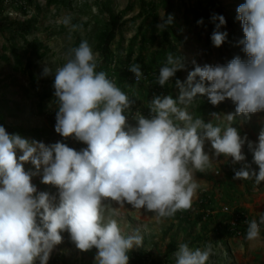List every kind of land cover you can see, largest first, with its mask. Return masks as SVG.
Returning <instances> with one entry per match:
<instances>
[{
	"label": "clouds",
	"instance_id": "obj_1",
	"mask_svg": "<svg viewBox=\"0 0 264 264\" xmlns=\"http://www.w3.org/2000/svg\"><path fill=\"white\" fill-rule=\"evenodd\" d=\"M237 13L244 33L239 44L248 59L236 56L226 65H195L184 83L176 80L178 99L154 96L148 104L151 117L137 111L135 126L127 123L125 114L134 100L105 71H97L98 54L87 40L68 49L66 62L54 74L45 66L43 74L54 75L55 132L87 147L77 151L60 139L45 145L0 126V264H48L65 231L79 250H98L97 264H129L128 253L143 247V235L139 229L123 234L112 217L125 204L154 213L157 219L190 209L199 188L196 173L212 168L213 160L204 151L206 141L215 157L223 154L233 163L245 160L242 148L247 142L259 172L241 168L234 179L254 176L255 185L264 181V129L253 144L231 126L236 115L264 111V0H245ZM172 20L171 15L162 17L157 28L163 31ZM212 20L219 23L211 40L220 47L228 35L220 31L226 20L217 15ZM62 23L70 31L82 27L72 24L71 16ZM184 68L183 59L169 52L156 82L163 87ZM129 70L137 84L144 78L139 64H131ZM198 95L207 96L214 106L231 99L235 113H211L213 119L206 123L188 111ZM221 118L228 122L223 128L213 123ZM17 150L22 153L18 157ZM26 162L35 171H26ZM37 175L41 183L58 189V204L48 192L37 191L32 183ZM260 225L264 214L248 222L246 239H257ZM211 253V244L192 249L181 243L175 264H207Z\"/></svg>",
	"mask_w": 264,
	"mask_h": 264
},
{
	"label": "rangeland",
	"instance_id": "obj_2",
	"mask_svg": "<svg viewBox=\"0 0 264 264\" xmlns=\"http://www.w3.org/2000/svg\"><path fill=\"white\" fill-rule=\"evenodd\" d=\"M101 1L103 2V0H70L69 6L50 7L48 0H33L27 8V13L22 11L20 4H17L10 7L0 18V54L11 59V64L3 61L0 63V98L17 101L22 105V109L16 111L15 115L8 116V112L5 111L7 118L4 124L7 127L21 128L29 132L43 131L42 138L33 135L28 138L29 141L36 140L45 145L59 142V135L55 132L50 118L57 110L53 88L54 75L45 76L43 74L45 66H48L54 74L55 70L66 62L68 49L78 47L82 40L88 41L93 52L98 54L99 60L98 36L104 29L105 21L110 19L111 13L119 15L131 4L134 5V10L124 15L120 22L121 26L123 22H128L123 29L124 47L128 46L129 41L142 25L144 15H141L143 10L141 0H110V10L105 12L101 11L99 4ZM162 1L156 0L160 23L163 22L162 17L166 19L168 15V9ZM169 1L173 3V14L179 17V32L183 43L178 44V51L185 56L186 62L191 66V69L184 72V80L186 81L188 73L194 70L195 65H223L221 52L213 43L209 44L211 29L206 22V9L210 0H183V4L180 3L181 0ZM216 1L226 20V24L221 27L222 31L227 32L231 29L227 22L241 24L237 19V8L244 3V0ZM198 2H202L204 8V11H200L199 19L193 12L198 7ZM187 8L190 10L188 14H186ZM65 16H71L72 24L82 27L70 31V28L62 23ZM133 20L135 24L132 23ZM199 20H203V23L198 24ZM26 25H31V29L24 38L20 31ZM121 35L118 33L116 40L111 44L114 50H119L121 47ZM159 37L151 52L157 51L162 43L161 36ZM28 43H34L37 48L33 49L30 46L27 48ZM13 44L21 54L22 65L14 59L11 49L2 48L3 45L10 47ZM231 47L234 50L237 45L232 43ZM230 61L229 59L228 62ZM139 90L137 86L136 95ZM144 90L151 91L148 85ZM202 97H196L188 107V111L194 117L202 118L206 123L212 121L211 113L221 116L235 113L236 105L231 99H226L216 106L208 100L206 108H198ZM139 105L138 109L141 113L146 103L141 100ZM127 123L135 126L136 120L133 117ZM213 123L223 128L228 122L221 118L219 121L213 120ZM231 126L237 128L242 138L246 136L247 141L258 143L259 133L264 129V111L249 114L247 117L243 114L236 115ZM69 144V147L77 151L87 147L83 142L79 147L73 137L70 138ZM204 151L213 160L212 168L204 173H196L195 180L199 188L190 209L178 211L173 218L157 219L154 213L143 209L135 210L131 205L125 204L124 208L119 209L118 214L112 217L118 221L123 234L130 235L139 229L143 235V247L133 248L129 253H147L156 263L175 264L174 253L179 244L187 243L192 249H204L211 244L212 253L207 264H264V226L260 228L259 237L252 241L246 239L247 232L223 239L215 232V227L220 221H229L238 211L245 210L251 220H259V216L264 214V181L255 185L253 176L250 180L252 184L249 186L233 178L239 167H246L250 173L258 174L259 168L254 162L253 152L246 142L242 148L245 160L233 163L231 157H225L223 154L215 157L209 141L205 142ZM21 154L17 150V157ZM24 169L35 171L30 162L24 163ZM216 171L220 173L217 174ZM41 179V175L32 178L37 191L48 192L56 197L54 204H58V189L41 183ZM204 198H209L210 210L201 206ZM112 206L119 207L115 202ZM204 211L207 216L199 220V214ZM184 213L190 216L191 221L178 219L177 215ZM61 235L63 240L54 247L48 264H97V252H92L94 247L88 251H81L67 231L62 232ZM36 264H39V261Z\"/></svg>",
	"mask_w": 264,
	"mask_h": 264
},
{
	"label": "trees",
	"instance_id": "obj_3",
	"mask_svg": "<svg viewBox=\"0 0 264 264\" xmlns=\"http://www.w3.org/2000/svg\"><path fill=\"white\" fill-rule=\"evenodd\" d=\"M33 0H0V18L7 12V10L20 4L21 9L24 13H27V8L32 4ZM110 0H103V2H99L100 8L102 12L106 10H110ZM163 4L168 9V15L173 17L172 23L168 25L163 31L157 28V25L160 24L159 14L157 12L156 7V0H141L142 5V14L144 15V21L142 25H140L138 32L131 38L128 43L127 47H124V36H123V29L125 25H128V22H123V26L120 25L124 15L132 12L134 10V5L131 4L127 10L123 11L119 15H114L113 13L110 14V19L105 21V26L102 33L98 36L99 37V44H98V51L100 54V58L98 61L99 67L97 71H105L108 75L109 79L114 80L116 85L121 88L131 99L134 100V104L132 105L131 109L126 112L125 114L128 116V119H131L134 116V110L140 108L139 102L144 100L146 103V107L141 111L144 116L147 118L151 117L150 109L148 104L154 98V96H166L170 95L173 99H178L179 91H177L176 80H180L182 83L185 82L184 80V72L191 69V66L186 62L185 56L178 51V44L183 43L182 35L179 32V17L178 15L173 14V3L169 0H163ZM245 2V0H244ZM183 4V0L180 1ZM48 5L51 6H69L70 0H48ZM218 10L217 12H215ZM200 11H204L202 2H198V7L193 10L196 14L197 19L200 18L201 13ZM186 14L190 12L189 8L186 9ZM207 18L206 22L208 23L211 29V36L213 31L216 28V24L219 21L213 22L212 17L213 15L223 16L224 13L222 9L218 6L216 0H210L209 7L206 9ZM165 19V20H166ZM188 21V18H187ZM135 24V21H132ZM227 24L231 27L229 31H227V38L225 42L220 46L217 47L218 50L221 52L223 65H226L228 60H232L234 57L239 56L242 60H247V55L242 51V45L239 44V41L244 39V33L242 31V25L239 23H232L227 22ZM146 27V29H145ZM3 29V28H1ZM31 29V25H26L20 31V34L26 38V34ZM220 31L222 29L220 28ZM223 32V31H222ZM118 33H121V47L119 50H114L111 44L116 40ZM159 36H161L162 43L159 45L157 51H153V48L157 44L159 40ZM211 36L209 38V44H212ZM234 43L237 47L232 50L231 44ZM33 47V49L37 48L34 43H28V47ZM4 50L11 49V54L13 55L14 59L17 61L18 64L22 65L21 54L19 53L17 46L13 44V46L6 47V45L2 47ZM151 52V53H150ZM171 52L176 56H179L183 59L185 63V68L183 70H179L176 72L174 77L170 78L169 82L161 87L156 81L157 77L159 76L160 68L166 62L167 54ZM6 62L11 64V59L7 56H2L0 54V63ZM116 61V65L114 66V62ZM137 63L141 66V71L144 75L148 77L147 81L136 84L133 81V77H135L134 73L129 70L131 64ZM148 85L151 91H145V86ZM139 86L140 90L138 94H135L136 87ZM54 88V87H53ZM198 95L197 97H200ZM199 99V98H198ZM208 103L207 96H203L200 101V106L198 108H206ZM57 104V103H56ZM22 109V105L13 100H8L4 97L0 98V126H3L6 131H9V134H19L23 138L28 139L30 136L37 135L38 137L42 138L43 131L35 130L32 132L26 131L21 128H14V127H7L4 124L5 118L7 115L5 111L8 112V116L15 115L16 111H20ZM58 110V109H57ZM56 111H54L53 116L51 118V124L55 127V117ZM128 121V120H127ZM70 138L62 139V143H65L70 146ZM51 140V139H50ZM52 141V140H51ZM78 142V146L81 147L82 144L80 141ZM242 167H239L240 170ZM237 170V171H238ZM235 175V174H234ZM234 178V176H233ZM237 180V179H234ZM243 181L249 186L252 184L250 180H237ZM209 198H204L202 200L201 206L209 209ZM210 210V209H209ZM242 211V210H241ZM178 219L180 221H191V218L187 213L178 214ZM207 216L206 211L199 214V220H203L204 217ZM230 219L229 221H220L217 226L215 227V232L217 236L221 239L225 237H236L242 233L247 232L248 223H244L246 221V217L242 218L237 226H233ZM264 226V225H261ZM92 252H98V250L94 247ZM129 264H161L156 263L154 259L150 257L147 253H129Z\"/></svg>",
	"mask_w": 264,
	"mask_h": 264
},
{
	"label": "built area",
	"instance_id": "obj_4",
	"mask_svg": "<svg viewBox=\"0 0 264 264\" xmlns=\"http://www.w3.org/2000/svg\"><path fill=\"white\" fill-rule=\"evenodd\" d=\"M115 65H116V61L114 62V66H115ZM143 75H144V74H143ZM147 79H148V77H147L146 75H144V78H142L138 84H141V83L147 81ZM133 81H134V83H136V81H135V77H133ZM136 84H137V83H136ZM137 111L139 112V109L136 107V109L134 110V116H135V113H136ZM134 116H133V117H134ZM133 117H132V118H133ZM128 120H129V119H128ZM59 139L62 140L63 137L60 135V136H59ZM216 173L219 174L220 172L217 171ZM245 217H246V221H245L244 223H248V222L251 221V219H250V217L247 215L246 211H244V210H242V211H238V212L236 213L235 217H233L232 220H231L232 225H233V226H237V225L239 224L240 220H241L242 218H245ZM261 227H262V226L260 225V228H261Z\"/></svg>",
	"mask_w": 264,
	"mask_h": 264
}]
</instances>
